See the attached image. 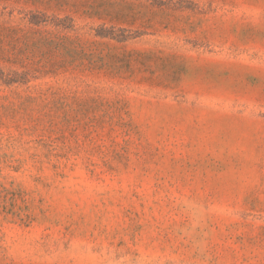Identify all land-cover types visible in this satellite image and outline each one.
<instances>
[{"label":"rangeland","instance_id":"obj_1","mask_svg":"<svg viewBox=\"0 0 264 264\" xmlns=\"http://www.w3.org/2000/svg\"><path fill=\"white\" fill-rule=\"evenodd\" d=\"M0 264H264V0H0Z\"/></svg>","mask_w":264,"mask_h":264}]
</instances>
